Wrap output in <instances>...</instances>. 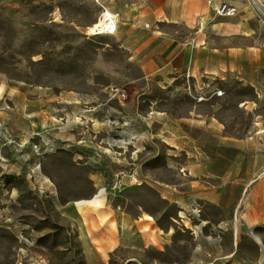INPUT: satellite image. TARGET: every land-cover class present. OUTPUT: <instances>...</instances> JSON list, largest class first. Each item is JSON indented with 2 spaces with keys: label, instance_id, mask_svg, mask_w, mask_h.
I'll use <instances>...</instances> for the list:
<instances>
[{
  "label": "rangeland",
  "instance_id": "374dc122",
  "mask_svg": "<svg viewBox=\"0 0 264 264\" xmlns=\"http://www.w3.org/2000/svg\"><path fill=\"white\" fill-rule=\"evenodd\" d=\"M248 1L264 38V0ZM103 3L0 0V153L5 158L3 165L0 161V264H87L80 223L62 206L99 204L102 197L90 177L109 167L98 168L90 160L130 150L129 139L108 148L102 141L106 132L95 130H190L188 122L196 115L237 136L261 130L264 102L244 82L217 79L201 82L202 87L187 75L164 81L158 74L147 82L138 58L119 42L117 24L114 35H87L93 25L101 32L112 25L100 17L102 7L111 11ZM258 79L264 85V70ZM150 149L163 160L168 152L158 141ZM184 156L181 152L180 159ZM163 160L147 170L170 181L172 172ZM111 182L106 179L103 186L110 197L126 195L160 227L170 225L172 233L161 248L137 254L119 249L96 264H191L194 238L171 220L175 207L148 187L126 190L124 185L110 194ZM255 236L264 246V232L251 236L254 241ZM225 246L232 249L231 242ZM235 249L233 258L218 264H241L245 254L238 245Z\"/></svg>",
  "mask_w": 264,
  "mask_h": 264
},
{
  "label": "crops",
  "instance_id": "0c3cea01",
  "mask_svg": "<svg viewBox=\"0 0 264 264\" xmlns=\"http://www.w3.org/2000/svg\"><path fill=\"white\" fill-rule=\"evenodd\" d=\"M229 3L238 9L232 18H216L207 0H104L103 4L116 14L118 40L138 58L147 82L157 74L164 81L187 75L202 87L204 81L237 80L254 89L259 102H264V85L258 79L264 70L260 23L248 0ZM259 125L261 130H244L237 136L212 118L196 115L188 122L190 130H95L106 132L102 141L108 148L130 140V150L118 151L119 156L98 154L90 160L98 168L109 167L90 177L96 194L101 191L99 204L77 201L62 206L67 216L80 223L79 239L87 264L104 263L119 249L137 254L161 248L172 233L170 225L160 227L126 195L118 198L106 193L105 180L119 171L137 179V184L125 179L124 189L153 190L161 201L175 207L176 218L171 220L178 229L195 232L191 264H218L233 258L237 245L245 254L241 264L253 263L255 258L257 264H264L261 240L251 239L264 232V120ZM155 141L168 150L164 160L150 149ZM181 152L185 154L182 160ZM162 160L172 172L170 181L147 170L149 164ZM0 161L3 165L2 153ZM195 206L200 209L199 219L190 220ZM230 242L231 250L225 246Z\"/></svg>",
  "mask_w": 264,
  "mask_h": 264
},
{
  "label": "built area",
  "instance_id": "2783aa9c",
  "mask_svg": "<svg viewBox=\"0 0 264 264\" xmlns=\"http://www.w3.org/2000/svg\"><path fill=\"white\" fill-rule=\"evenodd\" d=\"M207 5L211 9L213 15L217 18H232L238 14L237 8L224 0H217V1L207 0ZM101 14H103V11L101 12ZM109 24L102 30L101 33H99V30L90 31L89 29H87L85 33L90 36L114 35L116 32V26H114V24L112 25H109ZM111 92L116 93L118 92V89L112 88ZM217 94H219V92ZM197 99L201 100L202 98H197ZM125 179L130 180V182L133 184H137V179L134 175L129 174V173L128 174L118 173L114 175L112 178V182L110 183V186H109L110 192L114 194L117 192H120L121 189L125 185ZM199 214H200V209L198 206H195V208L192 209L191 214H189L188 218L190 220L199 219ZM218 229H220L219 226H218ZM189 232H190V235H195L194 231L189 230Z\"/></svg>",
  "mask_w": 264,
  "mask_h": 264
},
{
  "label": "bare ground",
  "instance_id": "6f19581e",
  "mask_svg": "<svg viewBox=\"0 0 264 264\" xmlns=\"http://www.w3.org/2000/svg\"><path fill=\"white\" fill-rule=\"evenodd\" d=\"M102 11H103V14L100 13V17H101V19H102V20H106V21H111L112 24H114V26H116V24H117V19H116V17H115L116 15L113 14L111 11H109L106 7H103ZM88 29H89L90 31L97 30V28H96L95 25H93L92 27H90V28H88ZM100 32H101V31L99 30V33H100ZM99 194H101V191L99 192ZM256 241H258V242L260 243V241H259L258 238H256Z\"/></svg>",
  "mask_w": 264,
  "mask_h": 264
}]
</instances>
